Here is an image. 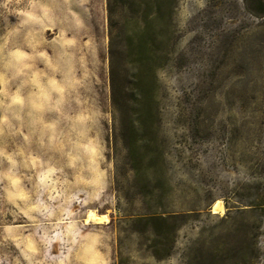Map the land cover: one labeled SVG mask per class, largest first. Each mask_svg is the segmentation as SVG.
<instances>
[{
  "label": "rangeland",
  "instance_id": "1",
  "mask_svg": "<svg viewBox=\"0 0 264 264\" xmlns=\"http://www.w3.org/2000/svg\"><path fill=\"white\" fill-rule=\"evenodd\" d=\"M0 264H264V0H0Z\"/></svg>",
  "mask_w": 264,
  "mask_h": 264
},
{
  "label": "trees",
  "instance_id": "2",
  "mask_svg": "<svg viewBox=\"0 0 264 264\" xmlns=\"http://www.w3.org/2000/svg\"><path fill=\"white\" fill-rule=\"evenodd\" d=\"M177 215H180V214H170V215L168 214V217L153 214V215H149V216H141L138 218H143V219L145 218L146 220H150V219L151 220H161V221L165 222V221H168L169 218H176Z\"/></svg>",
  "mask_w": 264,
  "mask_h": 264
}]
</instances>
